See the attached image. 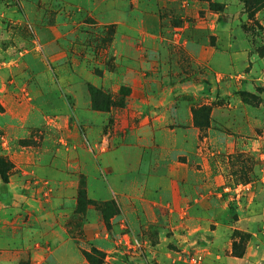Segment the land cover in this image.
<instances>
[{
    "label": "crops",
    "instance_id": "0c3cea01",
    "mask_svg": "<svg viewBox=\"0 0 264 264\" xmlns=\"http://www.w3.org/2000/svg\"><path fill=\"white\" fill-rule=\"evenodd\" d=\"M62 1H65L67 5L70 3L73 5L70 0ZM132 1L133 4L129 6L134 15L137 11L150 15L149 10L153 9L152 2L144 0L142 7L144 6L145 9H142L137 5L138 0ZM225 1L230 2L231 0ZM233 1V5L230 3L233 13L237 11L235 14H239L241 10L243 12L242 0ZM53 2L56 3L58 0H53ZM89 2V5L86 3L87 9L91 10L90 13H96L98 17L123 16L129 13L122 10V0H89ZM135 5L137 6L134 8ZM51 14L56 17V23L50 25L49 30L56 40L60 33L58 28H69L72 23L69 18L74 13L71 9L62 7ZM63 17L65 18L64 23L61 20ZM256 17L264 24V7L257 12ZM19 21L22 25V21L20 19ZM230 21L231 19L216 30L219 36L215 44L195 43L186 39L182 44L185 58L159 59L162 64L175 62L178 65L188 63L196 66H216L213 87L209 96L211 99L222 100L224 103L215 106L212 110L211 115L216 121H213V127L208 129L210 136L205 135L201 138L200 129L193 124L190 106L183 99L193 94L196 100H200L203 95L200 90L203 87L201 83L195 85L197 87L191 92L192 89H186L182 80L179 83L181 90L178 89L177 97L180 96L183 100L178 101L177 108L166 107L165 101H160L148 110L140 122L133 119L121 121L117 117L110 121L111 112H102L104 114L95 116V111L91 110L88 99L80 106L76 105V112L82 115L79 122L73 121V117L66 113L61 118L67 124L71 123L73 127L80 128L87 141L86 135L90 136L97 153L90 152L91 148L81 142V136L76 132L70 142L72 143V147L68 150L70 152L60 154V157H50L53 170L49 176L59 193H75L79 185V177L82 175L85 178L89 197L99 201L114 200L119 212L111 217V228L107 230L100 220L101 215L96 214V217L93 212L94 208H89L87 218H95L97 230L94 229V233H90L89 231L95 227V224L90 225V221H85L83 229L86 233H83L75 232L73 226L68 225L66 221L73 214L75 202H68V200L58 204L56 202L51 208L48 206L46 212H43V206L40 209L32 208L33 211L28 212L30 202L19 205L11 200L5 204L4 208L7 214L5 240L11 248L4 249L0 264H19L21 259L28 264H90L82 252V246L79 247L80 240L93 242L98 249L106 252L105 261L102 264H145V257H148L154 264L156 262L158 264H181L174 258L175 250L180 248L199 249L204 257V264H264V239H262L264 230L261 234L252 232L253 236L247 245L245 254L242 257L234 256L229 232L231 228L243 227L244 219L250 218L245 215L244 219L240 217L235 222L227 221L226 212L218 210V206L224 203L219 191L223 183V167L219 159L214 157L215 151L213 150L221 148L218 152L226 150L230 153L235 146H238L241 151H247L246 148L251 143H256L264 150V101L253 106L244 103L241 98L234 100V84L228 79L234 65H258L259 71L264 74V54L262 56L257 53L250 54L246 44L236 43ZM68 28L65 41L70 43L69 46L71 48H78L79 44L83 46V34L79 38L78 29H74L73 26L70 30ZM16 33V37L13 41L9 40L10 43L7 46L11 56L24 44V40L19 36L23 30L18 28ZM157 38L158 36L152 33H145L140 46H133L134 41L131 42L130 35L118 32L113 45L123 50L120 55L129 54L127 63L132 62V59L134 62L138 60L148 63V57L138 52L158 51L160 42ZM77 41L80 43L78 44ZM135 44L137 45L136 42ZM118 49L115 55L120 61L122 58L117 55ZM19 53L25 59V54L28 52L25 50ZM73 55L79 60L76 64L80 67L89 63L90 56L84 55V52L77 51ZM17 59H22V57H17ZM66 61H69L68 58ZM156 65L157 67L160 65L158 60ZM242 74L245 75L244 79L247 76L251 79V73L242 72ZM63 75L62 78L64 77L66 82H69L67 88L71 93L72 98H70L75 99L78 95L75 88H78L77 85L83 88L84 76L72 71ZM112 75L115 80H120L121 74ZM153 77V80H157V73H154ZM259 78L260 76L256 84L260 83ZM248 83L250 85L249 81ZM262 86L264 87V82ZM171 90H173L172 87ZM18 91V88L12 90L4 88L0 94V102L4 107V111H0V130L3 129L5 132L6 129L10 130L5 135L9 138L15 132L18 137H29L32 128H42L44 121L50 124L54 120L52 118L48 120L45 117L49 115L43 107L30 108L25 105H16L19 102ZM148 91L149 93L146 90L138 92L141 95L147 94L152 102H154V97L160 99L166 93L164 88L157 93L153 90ZM23 107H25L24 111L21 110ZM69 107L71 109L70 105ZM34 110L37 114L33 117ZM143 110L145 111V107L135 109L129 105L125 113L133 114L132 117H134L139 112L143 113ZM96 113L101 112L96 111ZM37 122L39 126L36 125ZM56 125L57 123L54 122V126ZM110 125L114 128L112 139L119 140L118 144L112 148L106 146L110 133L105 130ZM224 127L231 131L238 129V135L235 137L233 134L225 133L220 129ZM38 132L43 134L42 130ZM251 135L256 138H251ZM207 139H209L208 144ZM79 147L88 154L79 155L77 152ZM22 148L14 156V159L18 161V167L21 169L27 166L33 167L35 173L40 175L39 169L38 171L35 169L40 166L36 154L29 151L30 146ZM203 149L207 151L204 152ZM71 167L77 169L78 173H71ZM41 176L46 177L47 174L42 173ZM106 176H108V181H106ZM109 180L111 185L107 186ZM16 183L11 179L10 188ZM259 219L258 216L251 218L256 222ZM123 220H127L130 225V231L127 233L122 230ZM211 224H215V227ZM121 234H124L127 241L135 238L144 240L146 245L143 253H133L134 256L125 255L127 251L124 246L118 245L117 240ZM16 247L19 248L16 249ZM15 256L21 257L17 259L19 263L14 259Z\"/></svg>",
    "mask_w": 264,
    "mask_h": 264
},
{
    "label": "rangeland",
    "instance_id": "374dc122",
    "mask_svg": "<svg viewBox=\"0 0 264 264\" xmlns=\"http://www.w3.org/2000/svg\"><path fill=\"white\" fill-rule=\"evenodd\" d=\"M70 1L73 2V5L71 3L67 5L62 0H58L56 3L53 0H37L36 2L32 0H0V94L4 88L6 90L18 88L19 95L17 99H19V102L16 105H25V107L30 108L43 107L46 110V114L50 116L45 117L48 120L54 119L50 124L44 121L42 128H32V133L29 137H18L17 132H15L9 138L5 135L10 130L6 129V132L3 129L0 130L2 134H0V156L4 157L10 164L7 169L8 181L4 182L0 176V261L3 259V257L1 259V256L4 249L11 248V245L5 240L7 235L4 233L7 230L5 228L7 225V214L4 208L5 204L11 200L19 205L30 202L31 206H28V212L33 211L32 208L40 209L42 206L43 212H46V208L48 206L51 208L56 202V204L66 200L75 202L73 214L66 221L68 225L73 226L72 228L75 232L83 233H86L83 229L85 221H90V225L95 224L96 228L94 227L89 231L90 233H94V229L97 230L95 218H87L89 208H94L93 212L96 217V214L101 215L102 218L100 220L107 227V230L111 228V217L119 212L118 210L112 213L115 206L118 208L114 200L99 201L93 199L96 203L79 206V186L84 182L86 187L85 178L82 175L79 177V185L75 193H59L52 182L49 176L53 170L50 164V157H60L64 153L70 152L68 151L72 147L70 142L76 132L80 134L81 142L91 148L90 152L97 153L90 136L86 135L88 137L87 141L85 136L82 135L80 128L73 127L71 123L67 124L65 120H62L61 117L65 113L71 115L74 119L73 121L79 122L82 115L76 112L75 106H80L88 99L91 110L95 111V116L104 114L102 112H111L109 115L110 121L117 117L121 121L133 119L136 122H140L148 113V110L156 105L155 103L165 101L166 107L173 109L177 108L179 100L184 99L188 102L187 104L192 111L193 124L201 131V138L205 135L210 136L208 129L213 127L212 123L216 121L215 117L211 115L212 110L215 106L224 103L222 100L211 99L209 96L213 87V75L215 76L216 66H196L188 63L178 65L175 62L162 64L159 59H164L165 57L166 59L174 58V60L179 57L185 58V50L182 44L186 39L195 43L215 44L217 36H219L216 30L229 19H231L230 27L233 30L235 42L246 44L250 54L263 55L259 53L258 47L264 44V24L256 17L257 13L253 19L249 18L247 12H241L242 10L239 14H235L237 11L233 13V9H230V3L234 4L233 0L230 2L225 0H146V2H152L153 9L149 10L150 15L141 11H137V14L134 15L129 6L133 4V1L122 0V10L129 13L115 17H98L96 13H90L91 10L86 7V3L87 5L92 3L89 0ZM136 1L134 0V2ZM143 2L144 0H138L137 5L139 8L142 7ZM36 3H38V6ZM137 5L133 7L135 8ZM62 7L71 9L74 13L69 18L72 23L68 22L71 23L70 27L73 26L74 29H78L77 36L79 38L83 34V46H80V42L77 41L79 47L71 48L69 46L70 43L65 41V33H67L66 29L68 27L58 28L60 31L59 37L56 40L53 38V33L50 32L49 26L56 23V17L51 13H55L56 9L59 10ZM142 9H145V7L143 6ZM19 19L22 21V25L19 24ZM61 20L65 22L64 17ZM70 27L68 30H70ZM18 28L23 30V33L19 34V36L24 40V44L20 49H16L14 55L11 56L12 54L8 51L9 47L7 46L10 43L9 40L13 41V38L16 37L15 34H17ZM29 28L30 30H28ZM13 31L15 33H12ZM27 31L28 33H26ZM118 32H125L130 35L131 42L134 41L133 46H140L143 34L152 33L158 36L157 40L160 42V48L155 52L153 50L149 53H145V51L138 52L143 54L142 56L148 57V63H145V61L139 62L138 60L134 62V59H132V62L127 63L129 54L122 53L120 55L123 50L113 45V40ZM8 36H12V38ZM223 39H225V36H223ZM117 49V55L122 58L120 61L117 60L115 55ZM25 50L28 53L25 54V59H23L19 52H25ZM76 50L90 56L88 64L85 63L81 67L76 64L77 62L79 63V60L73 55L77 52ZM132 50L134 52L133 48ZM132 56H134V53H132ZM17 57H22V59L18 60ZM66 58L69 61H66ZM157 60L160 62L158 67L156 65ZM258 67V65L252 64L233 66V71L230 72L228 79L234 84V100L241 98L244 103L253 106H257L264 101V87L262 86L264 74L259 71ZM70 71L82 74L85 79L83 88L79 85H77L78 88H75L78 93V97L76 96L75 99H71V93L68 91L67 84L69 82L67 83L64 77L62 78L63 74ZM242 72L251 73V79H248V76L244 79L243 76L245 75H241ZM114 73L121 74L120 80L117 81L112 77ZM154 73H157L159 80H153ZM200 73L201 75H199ZM259 76L260 83L256 84ZM182 80L186 89H192L191 92L197 87L195 85L199 83L203 85L200 88L203 93L200 100H196L193 94L187 95L183 99L180 96L177 97L178 89L180 88L181 90L179 83ZM88 83L108 94L110 98L108 110H98L92 107ZM171 87L173 90H171ZM162 88L166 91L165 95L160 98L161 100L158 97H154V102L151 101L147 94L141 95L139 93L140 90H146L148 93V90H153L157 93ZM160 104L162 105V103ZM129 105H132L135 109L145 107V111L143 110V113L139 112L132 117L133 114L125 113V109ZM201 106H207L210 109L208 124L204 127L195 123L193 112L194 109H198ZM25 107L21 108V110ZM0 111H4L1 102ZM96 111L101 113H96ZM34 114H37L36 110L32 113L33 117ZM197 118L202 123H205L207 120L206 112L198 113ZM54 122L57 123L56 126H54ZM36 125L39 126V122ZM220 129L225 133L233 134L235 137L238 135V129L234 131L227 127ZM40 130H42L43 134H39L38 131ZM105 131L110 133L106 146L112 148L117 145L119 140L114 141L112 139L114 128L110 125ZM250 137L256 138L254 135ZM206 143H209V139H207ZM23 146H30L29 151L36 154L40 166L35 169L37 171L39 169L40 175L35 173L33 167L27 166V168L23 169L18 167V161L14 159V156L23 149ZM246 149L247 151H241L238 146H235L230 153H227L226 150L221 152H218L217 149L213 150L215 151L214 157L219 159L223 167V183H221L219 191L221 192L220 198L224 200V203L218 206V210L226 212L227 221L235 222L240 217L244 219L245 215L250 218L244 219L243 227L231 228L229 232L232 243L234 240L239 243L241 241V236L234 234V230H240L251 235L247 240L246 237L243 238L240 250L244 246L247 249V245L253 236L252 232L261 234V231L264 230V156H262L264 150L256 143H251ZM77 150L79 155L88 154L81 147ZM203 151L207 150L203 149ZM25 170L27 171L26 173L24 172ZM77 171L74 167L70 169L71 173L77 174ZM42 173L47 174V176H41ZM106 177V181H108V176ZM11 179L15 180V183L17 182L12 188L9 186ZM110 185L111 182L109 180L107 186ZM87 196L89 197L88 192ZM111 201L115 205H109V207L105 205V202ZM105 215L109 218L106 219ZM256 216L260 218L258 222L251 220L252 217L255 218ZM23 218H26V216H23ZM122 223L124 233L130 231V225L127 220H123ZM211 226L215 227V224H211ZM262 235V239H264V232ZM117 240L119 246H124L127 251L124 254L128 256L137 252L143 253L146 245V242L139 238L127 241L124 234H121ZM80 246H82L81 249L86 258L87 254H90L94 261L99 264L105 261L106 252L98 249L93 242L80 240ZM134 250L135 252H133ZM175 251L174 258L181 264H204L202 252L197 248L192 250L180 248ZM17 254L15 252V255ZM17 256H15L16 258L14 257L15 260L21 258ZM198 257H201L200 263L194 262ZM144 263L154 264L148 257H145ZM19 264H28V262L21 259ZM156 264L158 263L156 262Z\"/></svg>",
    "mask_w": 264,
    "mask_h": 264
},
{
    "label": "trees",
    "instance_id": "16d2710c",
    "mask_svg": "<svg viewBox=\"0 0 264 264\" xmlns=\"http://www.w3.org/2000/svg\"><path fill=\"white\" fill-rule=\"evenodd\" d=\"M243 2V11L247 12L250 19H253L255 17V14L264 7V0H242ZM258 51L261 54H264V44L258 47ZM88 89L91 96V102L92 107L94 109L98 110H108L110 107V98L107 93L103 92L101 89L95 87L94 85L88 83ZM194 116H195V123L201 127H204L208 124L209 119V112L210 109L207 106H201L198 109H194ZM204 113L206 112V118L207 120L205 123H202L198 120L197 115L198 113ZM9 161H7L4 157L0 156V176L4 182L8 181V174L7 169L9 166ZM96 203L93 199L89 198L87 196V189L84 185V182L81 183L78 190V205L79 206H85V204H92ZM108 207L109 205H115L114 202H105ZM116 207V206H115ZM114 207V210L112 213L117 212L119 209ZM105 218L108 219L109 217L105 215ZM234 234H239L241 237V241H243V238L246 237V240L251 237L249 233H243L240 230H234ZM237 242L236 240L232 243V255L237 257H242L245 254L246 247L244 246L242 250H240L241 242ZM88 260L91 262V264H99L96 261H94V258L87 254Z\"/></svg>",
    "mask_w": 264,
    "mask_h": 264
},
{
    "label": "built area",
    "instance_id": "2783aa9c",
    "mask_svg": "<svg viewBox=\"0 0 264 264\" xmlns=\"http://www.w3.org/2000/svg\"><path fill=\"white\" fill-rule=\"evenodd\" d=\"M200 259H201V257H198L197 260H194V262L200 263Z\"/></svg>",
    "mask_w": 264,
    "mask_h": 264
}]
</instances>
